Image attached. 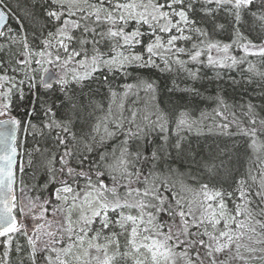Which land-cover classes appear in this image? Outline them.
<instances>
[{
    "label": "snow or ice",
    "instance_id": "obj_1",
    "mask_svg": "<svg viewBox=\"0 0 264 264\" xmlns=\"http://www.w3.org/2000/svg\"><path fill=\"white\" fill-rule=\"evenodd\" d=\"M0 264H264V0H0Z\"/></svg>",
    "mask_w": 264,
    "mask_h": 264
}]
</instances>
